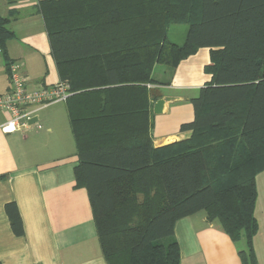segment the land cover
Masks as SVG:
<instances>
[{"label": "trees", "instance_id": "trees-1", "mask_svg": "<svg viewBox=\"0 0 264 264\" xmlns=\"http://www.w3.org/2000/svg\"><path fill=\"white\" fill-rule=\"evenodd\" d=\"M75 1L38 0L37 10L60 80L69 84L66 100L82 88L96 99L99 93L101 102L96 101L92 113L78 118L68 106V116L79 159L75 186L87 191L107 263L179 264L174 224L203 210L207 220L219 221L233 242L244 241L241 264H257L252 239L258 228L255 178L264 171V0H133L131 10L111 6L90 10L97 12L96 19L98 14L104 17L101 22L132 15L137 26L131 36L135 41L114 58L123 69L133 67L138 77H125L131 83L117 86L122 78L109 76V84L101 89L82 85L69 71V60L99 56L95 20L64 5ZM66 12L71 17L65 20ZM17 17L18 13L13 18L0 15V50L6 68L11 60L5 44L14 38L8 24ZM174 24L187 25L181 43L168 37ZM202 47L210 48L211 63L205 69L211 80L191 99L192 121L180 126L191 136L153 147L149 100L145 130L126 144L116 131L117 111L106 106L113 99L110 91L134 86L146 97L142 84H157L152 78L156 64L173 70ZM81 127L85 133H80ZM5 211L13 233L22 235L15 203H6Z\"/></svg>", "mask_w": 264, "mask_h": 264}, {"label": "crops", "instance_id": "crops-1", "mask_svg": "<svg viewBox=\"0 0 264 264\" xmlns=\"http://www.w3.org/2000/svg\"><path fill=\"white\" fill-rule=\"evenodd\" d=\"M111 1L110 5L107 0L64 3L69 8L72 6L78 16L89 14V18L95 20L99 56L68 61L72 76L87 87L107 85L109 76L122 78L117 86L131 83L128 79L138 77L133 67L123 69L116 64L119 60L114 58L120 55L122 47L135 41L131 39L132 32L137 28L131 21L132 15L126 14L117 22H101L100 19L104 17L98 14L96 19L95 16L108 6L131 10L134 2ZM37 3L38 0H23L17 5L6 3L0 14L7 16L13 9H24L19 17L10 20L8 27L13 31L14 38L22 33V29H26L27 34L20 43L28 60H22L20 56H7L11 62L21 66L29 90L50 86L60 80ZM70 15L66 12L63 17L62 13L59 19L63 17L66 20ZM172 26L168 28V37L176 42L171 35L174 30ZM184 34L183 31L181 42ZM210 63V48L202 47L181 60L173 70L164 66L157 69L160 64H156L152 78L157 84H142L146 86V97L134 86L111 90L109 94L113 99L106 106L117 111L116 131L125 138V143L130 144L135 140L133 135L137 137L145 130L149 121V113H145L149 100L153 147L188 139L191 131H181L180 126L194 117L191 99L210 82L211 73L205 69ZM113 66H117L115 71L106 72L107 68ZM155 69L158 72L154 76ZM125 77L128 79L125 80ZM8 87L5 60L0 57V94L6 92ZM86 89L78 90L68 100L39 110L40 129L30 127L12 133L0 130L1 264H108L101 252L87 191L84 187L75 186L74 169L79 159L69 124L68 106L74 116L83 118L96 109V101L101 102L98 100L99 93L96 99L94 95H87ZM159 98L165 101L163 110L154 114L153 105ZM8 119L9 114L0 111V125ZM83 128L79 130L80 133H85ZM262 174L264 171L257 173L255 178L257 196L254 216L258 228L252 244L257 264H264V194L260 198L258 191L259 179L264 180ZM9 202L15 203L21 217L23 234L20 236L13 233L5 211V204ZM173 239L179 246V264H241L239 251L243 247L231 240L218 220H207L203 210L178 219L174 224Z\"/></svg>", "mask_w": 264, "mask_h": 264}, {"label": "built area", "instance_id": "built-area-1", "mask_svg": "<svg viewBox=\"0 0 264 264\" xmlns=\"http://www.w3.org/2000/svg\"><path fill=\"white\" fill-rule=\"evenodd\" d=\"M7 69L9 87L0 94V111L7 112L9 119L0 125V130L12 133L30 127L40 129L42 125L38 120L32 124L28 121L42 108L65 101L70 95L68 82L59 80L53 85L29 90L27 77L17 62H10Z\"/></svg>", "mask_w": 264, "mask_h": 264}, {"label": "rangeland", "instance_id": "rangeland-1", "mask_svg": "<svg viewBox=\"0 0 264 264\" xmlns=\"http://www.w3.org/2000/svg\"><path fill=\"white\" fill-rule=\"evenodd\" d=\"M23 0H0V14H2L3 12V7L6 3H11L12 5H17L19 3H22ZM5 8V7H4ZM24 9L22 10H19V9H13L12 13L9 14L10 15V18H13V16L15 14H22L24 13L23 12ZM30 10H27V12H29ZM8 15V16H9ZM172 28L174 29L172 32H171V35H172V38L174 41L176 42H181V36H182V32L184 31V33L186 34V30H187V25L185 24H178V25H174L172 26ZM26 29H22V33H19V34H16L17 35V38H12L10 40H8V42L5 44V50H6V53L8 54V56H11L13 58H18V56H20V58L25 59L26 61L28 60V56H24V53H23V46L22 44L20 43L21 42V38L26 36ZM184 39V38H183ZM0 57L3 58V54L0 50ZM160 67H163L161 65L157 66V69L160 68ZM156 72H158L156 69L154 70V73L153 75L155 76L156 75ZM7 74H8V69H7ZM264 175V174H262ZM258 191H259V197L262 198L263 197V194H264V180H260L258 181ZM260 200V199H259ZM263 200V199H262ZM239 247H244V241L241 240L239 243H238Z\"/></svg>", "mask_w": 264, "mask_h": 264}, {"label": "water", "instance_id": "water-1", "mask_svg": "<svg viewBox=\"0 0 264 264\" xmlns=\"http://www.w3.org/2000/svg\"><path fill=\"white\" fill-rule=\"evenodd\" d=\"M164 103H165V101H164L163 98H159V99H157V100L155 101V103H154V105H153V112H154V114H159V113L162 112V110H163V106H164ZM37 120H38V117H37V116H34V117H32V118L28 121V123H29V124H32L33 122H35V121H37Z\"/></svg>", "mask_w": 264, "mask_h": 264}]
</instances>
